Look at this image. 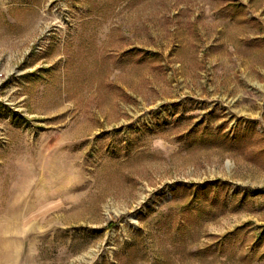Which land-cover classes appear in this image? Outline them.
Wrapping results in <instances>:
<instances>
[{
    "label": "rangeland",
    "instance_id": "1",
    "mask_svg": "<svg viewBox=\"0 0 264 264\" xmlns=\"http://www.w3.org/2000/svg\"><path fill=\"white\" fill-rule=\"evenodd\" d=\"M0 264H264V0H0Z\"/></svg>",
    "mask_w": 264,
    "mask_h": 264
}]
</instances>
